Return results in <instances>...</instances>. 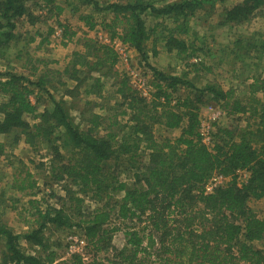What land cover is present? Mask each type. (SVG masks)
Returning a JSON list of instances; mask_svg holds the SVG:
<instances>
[{
  "label": "trees",
  "instance_id": "1",
  "mask_svg": "<svg viewBox=\"0 0 264 264\" xmlns=\"http://www.w3.org/2000/svg\"><path fill=\"white\" fill-rule=\"evenodd\" d=\"M76 1L93 9L80 17L86 26H103L111 41L85 35L64 67L53 68L33 53L50 43L54 27L46 32L29 29L28 36L17 28L23 20L33 26L57 18L63 7L56 0H0V58L9 60V51L23 42L14 56L28 70L0 69V155L21 141L36 151L43 147L49 156L46 176L62 184L61 193L50 190L49 199L56 201L49 202L33 198L38 179L30 168L14 178L12 187L32 196L28 202L33 219L23 232L0 221V264L55 263L59 245L47 236L51 228H77L86 240L91 259L73 252L67 264H264V249L253 245L264 239V214L251 205L264 202V77L252 74L246 79L249 97L243 99L233 87L224 89L216 81L200 85L196 75L204 62H190L208 52L189 38L190 17L227 0ZM263 2L243 0L226 8L220 24L246 20ZM35 7L44 11L36 13ZM148 15L156 18L151 27ZM165 20L181 22L170 27ZM57 22L63 27L62 40L76 34ZM158 26L167 52L185 61L180 73L148 62L147 43L159 40L153 37ZM115 38L151 68L150 99L116 68ZM34 42L38 44L32 52L28 45ZM260 42L257 46L254 36L243 35L234 45L241 56L252 48L263 50L264 40ZM110 85L123 107L119 114L128 116L126 123L115 115L105 124L109 117L90 100L106 98ZM213 104L237 124H216L210 147L199 127L201 109ZM157 127L181 131L172 138L156 134ZM36 160H29L35 169L45 165ZM244 169L249 176L240 183L237 172ZM217 172L231 178L207 193L205 181ZM86 195L98 205L84 207ZM112 218L145 224L122 227L111 223ZM120 230L125 243L118 247L113 237ZM21 239L32 249L24 248Z\"/></svg>",
  "mask_w": 264,
  "mask_h": 264
},
{
  "label": "rangeland",
  "instance_id": "2",
  "mask_svg": "<svg viewBox=\"0 0 264 264\" xmlns=\"http://www.w3.org/2000/svg\"><path fill=\"white\" fill-rule=\"evenodd\" d=\"M104 1V0H100ZM243 0H227L222 3H216L215 5H208L203 9L196 10V14L193 17H190L189 31L192 38L196 41L197 44L203 45L207 49L206 54L200 56H194L190 59V62L202 60L204 65H201L200 71L196 75V79H199V84H203L205 81H216L224 89L234 88L235 93L238 97L247 99L249 93L247 90V81L252 74H261L264 77V49L257 50V48H252L249 51L248 55L238 56V50H236L234 42L240 36L252 37L254 36V41L258 46L260 40H264V2L260 4L253 13L244 21H235L227 24H220L223 11L226 8L232 7L233 5L242 2ZM57 4L63 7V11L59 17H51L46 23L38 22L32 26L26 20L18 23V31H22L24 35H29V29L36 30L38 28L42 29L44 32L47 31L49 27H54L55 31L51 35V41L48 44L42 46V48L37 49L35 57H41L48 61V64L53 68H63L66 64V60L70 56L71 52L75 49L80 48L79 39L83 36L100 38L99 35L102 33L103 36H106L107 39H111L109 32L99 25L96 28L100 30L94 32L86 26L85 22L81 20L82 13H91L92 8L87 5H80L76 0H56ZM36 13L43 12L41 9L37 10L35 7ZM101 14V13H100ZM98 13H95V16H98ZM103 15V14H102ZM164 20V19H163ZM68 25L71 28V31H74L76 34L72 37L65 38L66 41L60 38L61 29L63 27L58 25V22ZM147 24L151 27L156 23V18L148 15L146 18ZM161 19H158L160 22ZM178 23H172V20H165L164 23H168L170 27L178 25ZM162 27H157V32L153 37H158L156 43H154L153 38L147 43L148 51V62L151 66H154L159 69H163L167 72L180 73L185 69V61H181L173 53L167 52L164 42L160 39L162 35ZM105 39V38H104ZM39 41L40 38H37ZM65 43V44H64ZM37 42L29 44L28 47L32 52L37 46ZM23 42L14 46L10 53L8 54V59L0 58V69H4L6 66L12 67L15 71L18 72H28L24 71L21 66V61L15 58V50L19 47H22ZM153 48L157 50V54L153 53ZM236 50V52H235ZM126 55L124 57H119V60L116 64V68L120 73L127 75L130 78L131 84L134 86L133 77H130L131 70H135L140 73L141 76L148 78L149 84H151L152 71L144 60L141 59V56L132 48H127L124 50ZM196 57V58H195ZM24 61V59H23ZM257 61V62H256ZM137 76V77H141ZM142 78V77H141ZM133 79V80H132ZM146 79V78H145ZM137 81V79L135 78ZM109 85V83H108ZM135 87V86H134ZM108 93L105 95L106 98H90L96 101L95 110L101 113H105L107 120L105 124L110 123L115 115H118V120L121 123H126L128 116H123L119 114L123 107L117 103V100L114 98V88L108 86ZM138 91H141L137 89ZM185 93L184 90L180 92ZM34 96V95H33ZM261 96V95H260ZM33 100L35 96L32 97ZM78 102H82L78 99ZM223 110L218 104H213L208 107L201 109V115L205 118L215 115L217 111ZM224 111V110H223ZM31 119V117H30ZM32 120V119H31ZM34 121V120H32ZM216 124H221L224 126L236 125L237 122L233 121L229 116L223 115L220 119L213 123L214 129ZM123 128V127H122ZM126 129L129 127H125ZM124 129V128H123ZM106 131V130H105ZM180 129H163L160 127L156 128V134H162V136L176 137L180 133ZM1 140V138H0ZM30 158L37 159L36 161H45V165L38 169H35L34 164L30 163ZM23 161L21 163L20 161ZM49 156L46 152V149L41 147L38 151L34 150L30 145L21 141L13 149L6 148L5 153L0 155V221H5L10 225L16 232H23L28 229V222L33 219L32 211L30 209L29 199L32 197L27 194V192H21L12 187L14 178L19 176V172L24 171L26 168H30L35 174V178L38 179V189L37 194L33 196L35 199H43V201L55 202L56 199H49L50 190H55L58 193L62 192V184L52 183L49 176L48 167H49ZM249 173V172H248ZM247 176L244 174L237 175L238 182H242ZM230 176L227 177V180H230ZM49 180L48 182H46ZM52 183V184H51ZM45 205V204H44ZM98 203L95 200L91 199L90 196H85L84 207L93 208L97 206ZM252 207L261 217L264 214V202L262 200H254L251 202ZM111 223L124 225L135 226L136 228H141L145 222L136 221H122L120 219L112 218ZM47 236L51 243L59 245L57 247L59 252V259L53 264H67L66 261L70 257L71 252L69 251V246L72 243V238H84L82 233L77 228H60V229H50L47 230ZM21 243L24 248L31 250L30 243L21 239ZM113 243L116 246H123L125 243V238L123 232L120 230L115 233L113 237ZM0 240V247H1ZM86 240L84 247L81 249L80 253H83L84 259L88 261L91 259V252L86 248ZM253 245L256 248L264 249V239L257 240L253 242Z\"/></svg>",
  "mask_w": 264,
  "mask_h": 264
},
{
  "label": "built area",
  "instance_id": "3",
  "mask_svg": "<svg viewBox=\"0 0 264 264\" xmlns=\"http://www.w3.org/2000/svg\"><path fill=\"white\" fill-rule=\"evenodd\" d=\"M90 30H94V32H96V31L100 30V28H95V29H90ZM60 33H61L60 38L62 39V33H63L62 29H61ZM99 37L100 38H97V36H96V38L101 40V41H104V42H110L111 41V39H109V38L107 39L106 36H103L102 33L99 35ZM112 43L114 44L115 48L119 52V57H124L126 55L124 50H126L127 48H132L127 43L123 42L119 38H115ZM128 74H130L131 78L133 77L134 80L133 79L132 80H133V82H135V84H134L135 88L141 90L140 91L141 94L146 96V98L150 99L151 91H152V85L149 84L148 78L145 76H141L140 73H138L135 70H131V72ZM137 76H141L142 78L137 77ZM135 78L137 79V81L135 80ZM223 115H226V112L223 110L217 111V113L215 115H212V116L207 117V118L206 117L204 118L201 115V123H200V127H199V132H200L202 141L210 147L213 146V132H214L213 123L215 121H217L218 119H220L221 116H223ZM237 173H238V175L244 174L247 176L243 181H246L248 176H249L248 171L245 169L239 170ZM227 177H228L227 175H223V174L218 173V172L214 173L205 181V184H204L205 191L207 193L213 192L216 187L224 185L228 181ZM71 240H72V243L69 246V251L71 253H73V252H79L80 253L81 249L84 247L85 240L83 238H78V237H75V238L73 237Z\"/></svg>",
  "mask_w": 264,
  "mask_h": 264
}]
</instances>
